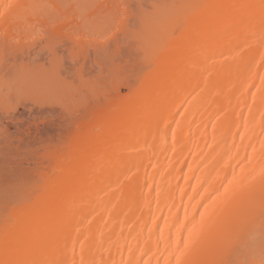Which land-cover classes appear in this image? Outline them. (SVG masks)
I'll use <instances>...</instances> for the list:
<instances>
[{"label":"bare ground","instance_id":"bare-ground-1","mask_svg":"<svg viewBox=\"0 0 264 264\" xmlns=\"http://www.w3.org/2000/svg\"><path fill=\"white\" fill-rule=\"evenodd\" d=\"M61 41L112 78L66 80ZM36 42L50 63L1 71L0 112L82 123L0 165V264H264V0H0V64Z\"/></svg>","mask_w":264,"mask_h":264},{"label":"rangeland","instance_id":"rangeland-1","mask_svg":"<svg viewBox=\"0 0 264 264\" xmlns=\"http://www.w3.org/2000/svg\"><path fill=\"white\" fill-rule=\"evenodd\" d=\"M143 1H146V0H143ZM132 22H133V20H131ZM131 22V24H133ZM119 34V33H118ZM121 34H119L117 37L115 36V38L116 39H113V41H112V43L114 42V40H115V42L114 43H116L117 41H118V43H119V41H121L122 40V36L123 35H121ZM118 37L119 38H121V40H119L118 39ZM126 36H124V38L123 39H126L125 38ZM117 40V41H116ZM43 41H41V43H42ZM62 42V41H61ZM59 43V44H61V45H59V46H57V48H55V50L56 51H58L57 52V54H59L60 56H62L61 57V59L63 58L64 59V61L63 62H65V63H62L63 65H61V70H60V74L66 79V77L67 76H69V80L71 81V79L72 80H74L76 77L74 76L75 74H76V72H75V74H74V70L75 69H77L78 67H79V64H80V61H82L83 59H81V60H79V63H78V61L76 60V62H73L74 61V58H73V61L71 60L72 58H69V59H67L68 57H70V56H68L69 55V51H71L70 49L72 48L71 46H75L74 44L72 45V43H70L69 41L67 42V41H64V42H62V43ZM41 43L39 42V44H38V42H36V46H37V49H36V47H34V45L32 46V44H31V46L32 47H34V48H32L31 46L29 47V49L30 48H32V49H30V50H27V48L28 47H26V50H25V54L24 53H21V54H19V53H17L18 51H15V54H14V57L12 56L13 54H12V52H11V50H10V48H6V50H5V54H4V56H6L7 54V56L6 57H3V63H5V64H3L2 62H1V64H0V72L2 71V73H9L10 74V70L12 71V69L14 68V65H16V63H18V62H20L21 61V59H22V61L24 62V60H25V63H28L29 64V62H30V65H31V63H32V65L31 66H33V65H36L37 63L39 64H44L45 63V65L47 66L48 64L47 63H50L49 62V60L51 59V55L49 54V53H47L46 51H45V53H43V52H41L42 51V49H41ZM111 43V42H110ZM111 43V45L109 44V47H112L113 45H115V44H112ZM117 43V44H118ZM127 43V44H126ZM128 40L125 42L124 40H123V42H121V43H119L120 45L122 44L123 46H121L122 48L121 49H123V50H121V51H119L120 50V47H118L119 49H118V51L120 52V54L119 55H122L123 57H127L128 59H129V57L128 56H131L129 53H131V51L133 50L132 48V50L129 48V47H127L128 46ZM35 44V43H34ZM43 44H44V42H43ZM42 44V45H43ZM65 44V45H64ZM118 44V45H119ZM71 45V46H70ZM119 45V46H120ZM39 46H41L40 48H38ZM44 46V45H43ZM64 46V47H63ZM66 46V47H65ZM116 46V45H115ZM126 46V47H125ZM60 47V48H59ZM68 47V48H67ZM65 48V49H64ZM7 49H9V50H7ZM25 49V48H24ZM41 49V50H40ZM62 49V50H61ZM64 49V50H63ZM67 49V50H66ZM90 48H88V53H87V57H86V55H85V64L83 65V63L84 62H82V64H80V65H83L84 67H86V69H87V71L85 70V68L83 67V66H80V67H82L84 70H82L83 71V73H84V71H86L85 73H86V76H87V78L89 77L88 75H87V72H89V73H91L90 75H94V76H96L99 72H98V70L100 69V67H98V62L96 61V63H97V65H96V63H95V60L98 58H96V56H99V53H98V51L96 50V52H95V50L93 49V47H91V49L89 50ZM112 49V48H111ZM131 50V51H130ZM9 51H10V53H9ZM60 51V52H59ZM128 51V52H127ZM134 51H136V50H134ZM134 51H133V55L135 54L134 53ZM8 52V53H7ZM30 52V53H29ZM38 52H41L40 54L38 53ZM121 52H123V53H121ZM125 52V53H124ZM127 52V53H126ZM137 52V51H136ZM13 53H14V51H13ZM62 53V54H61ZM66 53V54H65ZM68 53V54H67ZM90 53V54H89ZM9 54H11V55H9ZM23 54V55H22ZM88 54H89V56H88ZM98 54V55H97ZM117 54V55H118ZM25 55V56H24ZM29 57H28V56ZM50 55V56H49ZM118 55V57L116 56L115 57V61H116V63H119V64H123L124 65V62L126 63L127 61H131L133 58V60L134 61H136L135 59H138L139 58V54H138V56H137V54H136V56L134 57V56H132L133 58L131 59L130 58V60H127V58H126V60L127 61H125V59L122 61V60H120L121 59V57ZM18 56V57H17ZM21 56V57H20ZM12 57V58H11ZM45 57V58H44ZM50 57V58H49ZM120 57V58H119ZM6 58V59H5ZM29 58V59H28ZM38 58V59H37ZM48 58V59H47ZM87 58V59H86ZM110 57H108V59H109ZM16 59V60H15ZM40 59V60H39ZM76 59V58H75ZM80 59V58H79ZM91 59V60H90ZM93 59V60H92ZM8 60V61H7ZM27 60V61H26ZM38 60H39V62H38ZM43 60V61H42ZM86 60H88L87 61V63H86ZM90 60V61H89ZM131 61V63H133L134 61ZM16 61V62H15ZM41 61V62H40ZM109 60H107V62H108ZM138 61V60H137ZM9 64H8V63ZM11 62H13V63H11ZM15 62V63H14ZM36 62V63H35ZM47 62V63H46ZM110 63V62H109ZM131 63H128L129 65H127V64H125L126 65V67H124V68H126V69H128V66L130 67V68H132L133 67V65L132 66H130L131 65ZM138 63V62H137ZM37 64V65H38ZM39 64V65H40ZM75 64V65H74ZM90 64V65H89ZM111 64V63H110ZM134 65L136 64V62L135 63H133ZM5 65V66H4ZM65 65V66H64ZM70 65H71V67H70ZM73 65V66H72ZM86 65V66H85ZM108 66V64H105V66ZM13 66V67H12ZM62 66H64V67H62ZM104 66V67H105ZM110 67H111V69H112V72H113V68H112V66L111 65H109ZM79 67V68H80ZM92 67V68H91ZM2 68V69H1ZM11 68V69H10ZM73 68V69H72ZM102 68V67H101ZM106 68V67H105ZM104 68V69H105ZM89 69V70H88ZM90 69H91V71H90ZM93 69V70H92ZM102 70L103 72L105 71L106 73L109 71V70H107V69H105V70ZM80 70V69H79ZM95 70V71H94ZM77 71V70H76ZM101 71V70H100ZM101 71V76H106L107 77V75H102V72ZM63 72V73H62ZM98 72V73H97ZM111 71H110V73L108 74V75H113V74H111L112 73ZM65 73V74H64ZM72 73V74H71ZM97 73V74H96ZM66 75V76H65ZM72 75V76H71ZM99 75V74H98ZM98 75H97V77H98ZM62 76H60V77H62ZM94 76H93V78H94ZM100 76V77H101ZM73 77H75V78H73ZM100 77H98L99 79H102V80H104L106 77H104V78H100ZM90 78H91V76H90ZM96 78V77H95ZM110 78H112V76L110 77H107V79H105L106 81H108ZM68 79H66V80H68ZM97 79V78H96ZM68 80V81H69ZM77 80V78L75 79V82L74 83H78V81H76ZM98 80V79H97ZM100 81V80H99ZM73 82V81H72ZM103 83L105 82V81H102ZM101 82V83H102ZM73 83V86L75 85ZM100 83V84H101ZM105 84V83H104ZM79 86V85H78ZM76 88V85L74 86V89ZM114 90V89H113ZM112 90V88H111V90H109V91H113ZM5 92V91H4ZM115 92V94H114V96H113V93ZM15 93V92H14ZM113 93H110V94H112V95H110L111 97L113 96V97H116L118 94H116V90L115 91H113ZM119 93V92H118ZM13 93L11 92V94H9L10 96V98H11V100H10V98H8L9 100L8 101H10V103H11V105L13 104V106L11 107V105L9 106V107H11L10 109V111H5V110H7L8 109V107L7 106H4L2 109H3V111L4 112H2V109H1V112H0V128L3 130H0L1 132H0V134H3V135H1L0 137V165H2L3 163H5V164H3L2 166H4V165H6V166H10V169H13L14 167H15V165L14 164H21L24 168H31V167H33L34 166V164H32L31 165V162H27V160L28 159H30V158H26L25 157V154H27V153H25V154H21V153H24L25 151H27V150H29V149H32V151L33 150H36V152H37V149H38V152L39 153H44V150L46 151V149L49 147V144H51L52 142V145H50V146H53V144H56L57 143V141L60 139V137L63 135V137H65L67 134L69 135L73 130H74V128H75V125H73V124H75V123H77L76 122V120H80V116L79 115H84V114H86L89 110L88 109H86V108H88V107H86L85 109H82V110H87L86 111V113H83V111L82 110H80L79 112H80V114L79 113H77V114H79V115H77V116H79V117H77V118H79V119H76V116H74L75 118L73 119V116H71V113H70V111H68V110H63V108H61L59 105H61V104H59V105H52L53 103L51 102H48L49 103V105H47L46 104V102H44V106L42 105V103L43 102H39L38 103V101H36L38 104H35L34 102H32V101H30L29 99L27 100V101H25V99H26V97L25 98H21V99H24V100H21V102H20V100L19 99H15V97L12 95ZM14 98H13V97ZM112 97V98H113ZM100 100V102L101 103H103V101L105 100V98L103 97V96H101L100 98H99ZM96 99H93V100H91V98H90V103H91V105L92 106H94V105H96V101H95ZM29 102V103H28ZM8 103V102H7ZM9 103V104H10ZM34 103V104H33ZM56 103V102H55ZM89 103V102H88ZM99 103V102H98ZM39 104H41V105H39ZM46 104V105H45ZM57 104V103H56ZM15 105V106H14ZM21 105V106H20ZM34 105V106H33ZM88 105V104H87ZM90 105V104H89ZM90 105V106H91ZM99 106H100V104H98ZM98 105H96V106H98ZM2 107V106H1ZM0 107V108H1ZM14 107V108H13ZM39 107V108H38ZM95 107V106H94ZM94 107H91L92 109H90V110H94ZM44 108V109H43ZM46 108V109H45ZM65 108V107H64ZM90 108V107H89ZM59 109V110H58ZM98 109H99V107H98ZM55 110V111H54ZM95 110H97V108H95ZM95 110L94 111H92V113L90 112H88L89 113V115H91V114H95ZM60 112V113H59ZM70 114H69V113ZM97 112V111H96ZM6 113V114H5ZM65 113V114H64ZM74 113V112H73ZM72 113V114H73ZM65 115V116H64ZM73 115H76L75 113L73 114ZM67 116V117H66ZM5 117V118H4ZM69 117V118H68ZM81 117H83V116H81ZM91 117V116H90ZM85 119V118H84ZM86 119H87V117H86ZM85 119V120H86ZM66 120V121H65ZM68 120V121H67ZM84 121V120H83ZM8 123V124H7ZM80 123H82V119H81V122H79L78 121V123H77V125L78 124H80ZM36 124V125H35ZM9 125V126H8ZM4 126V127H3ZM4 128H5V130H4ZM63 130V131H62ZM53 131V132H52ZM3 132V133H2ZM51 132V133H50ZM54 133V134H53ZM11 134V135H10ZM56 134H58V135H56ZM43 135V136H42ZM65 135V136H64ZM67 135V136H68ZM2 136H4V138L2 137ZM7 136V137H6ZM12 136V137H11ZM17 136V137H16ZM41 136V137H40ZM47 136V137H46ZM55 136V137H54ZM9 137H11L10 139H9ZM20 137V138H19ZM27 137V139H25ZM49 137V138H48ZM19 138V139H18ZM7 140L6 142H5V140ZM50 139V140H49ZM62 139V138H61ZM10 140H11V142H10ZM16 140V141H15ZM4 143H3V142ZM34 141H36V142H34ZM48 141V142H47ZM3 144H2V143ZM13 142V143H12ZM18 142H20V143H18ZM55 142V143H54ZM41 143V144H40ZM46 143V144H45ZM18 144V145H17ZM20 145V146H19ZM40 145V146H39ZM43 147H45V148H43ZM6 146H8V147H6ZM17 146V147H16ZM20 148H19V147ZM4 147V148H3ZM10 147H12V148H10ZM41 149H40V148ZM23 148H24V150H23ZM36 148V149H35ZM50 149L52 148V147H49ZM13 149V150H12ZM17 149V150H16ZM26 149V150H25ZM2 150V151H1ZM48 150V149H47ZM10 151V152H9ZM12 152V153H11ZM20 152V153H19ZM37 152V153H38ZM2 153V154H1ZM11 153V154H10ZM15 153H17L16 155H18V156H16L15 155ZM35 153V152H34ZM5 154V155H4ZM22 155V159H27V160H19V159H21V157L19 158V156H21ZM36 154V153H35ZM13 155V156H12ZM24 155V156H23ZM40 155V154H39ZM8 156V157H7ZM12 156V157H11ZM27 156V155H26ZM3 157V158H2ZM8 158V160L6 159V158ZM9 157H10V159H9ZM18 157V158H17ZM16 158V159H15ZM9 160H12L11 161V163L10 162H6V161H9ZM20 161V162H19ZM21 161H22V163H21ZM28 161H31V160H28ZM34 161V160H33ZM34 163H35V161H34ZM17 165V166H21V165ZM30 164V165H29ZM2 166H0V167H2ZM12 166V167H11ZM14 166V167H13Z\"/></svg>","mask_w":264,"mask_h":264}]
</instances>
